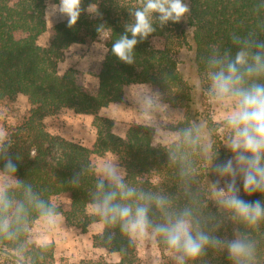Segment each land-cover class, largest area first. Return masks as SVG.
Here are the masks:
<instances>
[{
    "label": "trees",
    "instance_id": "trees-1",
    "mask_svg": "<svg viewBox=\"0 0 264 264\" xmlns=\"http://www.w3.org/2000/svg\"><path fill=\"white\" fill-rule=\"evenodd\" d=\"M89 2L98 4L100 15L84 12L72 29L66 22L54 26L49 45L42 47L38 41L47 32L45 0H0V103L23 95L30 107L26 122L9 140L8 154L18 165L19 181L30 184L33 192L54 207L69 227L82 233H87L89 225L98 219L88 213L99 179L93 156L113 155L125 171V183L130 186L170 195L178 191L179 166L169 160V152H191L194 166L200 164L199 155L182 138L168 146H155V129L139 124L131 126L121 137L114 132V122L99 112L111 104L122 103L126 87L150 84L165 103L184 110V118L175 131L203 124L223 162L229 154L220 144L217 124L203 105L206 78L202 58L207 60L213 45L221 50L232 48L230 37L234 32L264 35V0H186L191 8L187 21L169 22L162 29L153 21L157 31L137 45L135 63L127 65L112 55L111 44L123 34L124 24L131 22L129 12L140 7L141 0H84L83 6ZM101 23L111 29V37L105 44L107 53L98 75L99 87L93 92L79 85L74 70L59 74L58 64L71 45L95 41L100 36L96 26ZM153 38L163 39V48H156L151 42ZM180 54L185 55L182 61L178 59ZM62 109L94 116L96 141L92 148L47 131L45 118ZM197 178L202 184L214 179L202 168ZM12 195L17 203L25 200L23 187H16ZM64 195L70 198L66 209L52 204L54 197ZM244 198L261 197L257 194ZM39 219L32 210L27 230L18 239L0 238V252L17 261L7 264L54 263L53 244L35 246L28 242L29 227ZM251 238L257 242V264H264V224L251 233ZM156 242L164 255L165 246ZM93 243L95 248L118 254L120 260L115 264H140L136 246L130 245L118 228H103L93 237ZM82 264L110 263L100 259ZM189 264H229V261L226 254L209 251L198 262Z\"/></svg>",
    "mask_w": 264,
    "mask_h": 264
},
{
    "label": "clouds",
    "instance_id": "clouds-1",
    "mask_svg": "<svg viewBox=\"0 0 264 264\" xmlns=\"http://www.w3.org/2000/svg\"><path fill=\"white\" fill-rule=\"evenodd\" d=\"M84 0H45V20H63L74 28L82 13L98 16V4ZM191 8L186 0H141L129 12L131 22L111 44V53L127 65L135 63V49L169 22H186ZM101 38H110L111 29L96 26ZM232 48L211 47L205 67V95L220 114V144L228 156L220 162L216 144L205 126L181 128L172 133L194 150L200 164L194 166L191 152H169V160L179 166L175 195L138 190L125 183L114 162L105 163L88 207L94 217L90 228H118L130 245L139 247L146 239L161 242L174 264L198 262L209 251L226 254L229 264H257V242L251 233L264 224V35L231 34ZM165 106L159 93L143 97L141 115L151 122ZM158 135V134H157ZM170 142V137H164ZM11 147L0 132V238L18 239L27 230L30 211L38 213L46 226L57 223L59 213L23 185L16 176L18 165L8 154ZM209 179L202 184L200 169ZM23 187L25 200L17 203L12 193ZM243 193V195L241 194ZM259 195L260 199H245ZM231 229L230 235L228 229ZM221 232H224L221 235ZM111 239V236H109Z\"/></svg>",
    "mask_w": 264,
    "mask_h": 264
},
{
    "label": "rangeland",
    "instance_id": "rangeland-1",
    "mask_svg": "<svg viewBox=\"0 0 264 264\" xmlns=\"http://www.w3.org/2000/svg\"><path fill=\"white\" fill-rule=\"evenodd\" d=\"M62 22L65 21H52L49 18L47 32L38 41L40 46L47 47L49 45L50 30ZM107 40L108 38L99 36L95 41L71 45L58 64L59 74L63 75L68 70H74L79 85L87 87L93 92L97 91L99 87L98 75L107 53L105 46ZM151 42L159 49L164 46V41L161 38H153ZM179 58L182 61L185 59V55L180 54ZM156 93L158 92L150 84L128 86L125 88L122 103L111 104L109 107L102 109L99 115L111 119L114 122V132L121 137H124L133 125H149L155 129L154 145L168 146L178 140V138L172 136V133L175 132L178 122L183 120L185 112L181 108L171 107L159 95V100L165 107L155 112L151 122H149L141 115L143 97ZM203 99V105L218 126L221 115L214 114V109L206 96ZM29 109L27 99L23 95H19L14 100H5L0 103V132L4 133L8 140L26 122ZM93 121L94 116L92 115H81L70 109H62L56 115L45 118L44 124L50 134L92 148L96 141V130ZM218 135L219 137L221 135L219 127ZM166 136L170 137V142H165L164 137ZM92 161L96 166L99 178V171L107 162H114L118 166L122 178L125 177L124 169L118 165L113 155L93 156ZM241 194L243 195V193ZM52 204L66 209L70 204V198L66 195L54 197ZM88 213L92 214L90 208ZM102 230L103 227H89L87 233H82L78 229L69 227L64 218L59 215L55 225L46 226L41 219L30 225L28 242L35 246L53 244L55 247V261L53 264H82L89 260L98 261L100 259L110 264L118 263L120 260L118 254L94 247L93 237L100 234ZM136 248L140 264H174L167 252L163 255L156 239H146ZM16 255L18 257V254ZM7 263H17V261L11 256L0 252V264Z\"/></svg>",
    "mask_w": 264,
    "mask_h": 264
}]
</instances>
